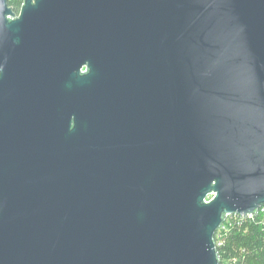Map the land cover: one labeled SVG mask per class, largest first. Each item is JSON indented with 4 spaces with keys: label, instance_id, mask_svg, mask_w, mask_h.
<instances>
[{
    "label": "water",
    "instance_id": "water-1",
    "mask_svg": "<svg viewBox=\"0 0 264 264\" xmlns=\"http://www.w3.org/2000/svg\"><path fill=\"white\" fill-rule=\"evenodd\" d=\"M263 205L264 0H0V264H217Z\"/></svg>",
    "mask_w": 264,
    "mask_h": 264
},
{
    "label": "trees",
    "instance_id": "trees-1",
    "mask_svg": "<svg viewBox=\"0 0 264 264\" xmlns=\"http://www.w3.org/2000/svg\"><path fill=\"white\" fill-rule=\"evenodd\" d=\"M24 0H7V6L18 15ZM225 230L213 237L217 264H264V205L251 219L225 217Z\"/></svg>",
    "mask_w": 264,
    "mask_h": 264
},
{
    "label": "built area",
    "instance_id": "built-area-1",
    "mask_svg": "<svg viewBox=\"0 0 264 264\" xmlns=\"http://www.w3.org/2000/svg\"><path fill=\"white\" fill-rule=\"evenodd\" d=\"M81 72H82V73L85 72V68H82V69H81ZM213 196H214L213 194H210V195L205 199V202H209L210 200H212ZM261 207H262V206H261ZM261 207H259L254 213H252V214H248V215L245 216V217H241V216H239V215H237V214H226L225 217L227 218V217H230V216H237V217L240 218V219H245V218H247V219H251V218H253V216H255V213H257V212L259 211V209H261ZM222 230H225V226H224V225H220L219 228H218L217 231H216V232H218V237H220V238H221L220 232H221ZM216 232H215V233H216ZM214 235H215V234H214Z\"/></svg>",
    "mask_w": 264,
    "mask_h": 264
}]
</instances>
